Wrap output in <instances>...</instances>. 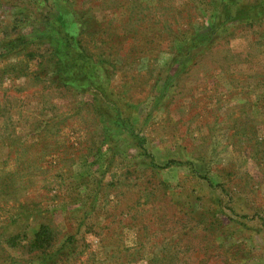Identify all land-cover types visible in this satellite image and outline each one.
Returning <instances> with one entry per match:
<instances>
[{"label":"rangeland","instance_id":"rangeland-1","mask_svg":"<svg viewBox=\"0 0 264 264\" xmlns=\"http://www.w3.org/2000/svg\"><path fill=\"white\" fill-rule=\"evenodd\" d=\"M0 264H264V0H0Z\"/></svg>","mask_w":264,"mask_h":264},{"label":"trees","instance_id":"trees-1","mask_svg":"<svg viewBox=\"0 0 264 264\" xmlns=\"http://www.w3.org/2000/svg\"><path fill=\"white\" fill-rule=\"evenodd\" d=\"M47 27H49V25ZM69 38H68V42H70V40H72V38H70V39ZM60 56H63L64 58H69L70 55L60 53ZM83 60H84V56L79 57L78 54H76L75 61L72 60L73 61L72 64L77 65V67L73 68L77 72H73L72 69H71V72H69L68 64L63 65V67L61 68V71H60L61 74L59 76L63 77V81H64L65 85L79 84V83L86 82L85 80H87L86 76L88 75V73H87V68L85 65L88 64V62L83 63L82 62ZM85 70H86V73H85ZM51 257H52V254L50 255V259H51Z\"/></svg>","mask_w":264,"mask_h":264}]
</instances>
